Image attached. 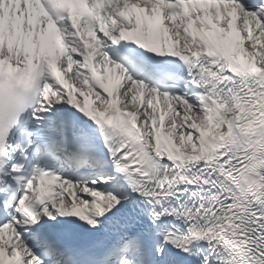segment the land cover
Returning a JSON list of instances; mask_svg holds the SVG:
<instances>
[{
  "label": "snow or ice",
  "instance_id": "snow-or-ice-1",
  "mask_svg": "<svg viewBox=\"0 0 264 264\" xmlns=\"http://www.w3.org/2000/svg\"><path fill=\"white\" fill-rule=\"evenodd\" d=\"M0 264H264V0H0Z\"/></svg>",
  "mask_w": 264,
  "mask_h": 264
}]
</instances>
